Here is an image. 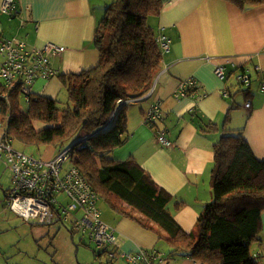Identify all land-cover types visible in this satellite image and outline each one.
<instances>
[{
  "label": "trees",
  "instance_id": "trees-1",
  "mask_svg": "<svg viewBox=\"0 0 264 264\" xmlns=\"http://www.w3.org/2000/svg\"><path fill=\"white\" fill-rule=\"evenodd\" d=\"M229 1L242 9L264 3ZM164 3L111 0L93 37L98 63L80 72L58 70L56 77L68 93L66 103L45 94H26L24 82L16 80L0 85L7 94V100L0 97V123L11 144L16 139L40 151L53 145L60 152L73 146L66 162L80 170L111 210L166 242L168 247L158 249L168 257L202 264H264V256L254 257L250 247L264 241V159L256 156L243 128L225 129L214 144L210 182L215 196L198 216L197 232L184 229L168 209L173 194L137 160L111 155L127 141L128 107L120 106V101L149 90L162 68L163 52L148 20L161 14ZM36 121L43 123L39 127ZM145 122L163 127L165 116L153 124ZM209 126L216 128L215 123ZM174 203L176 208L185 205Z\"/></svg>",
  "mask_w": 264,
  "mask_h": 264
},
{
  "label": "crops",
  "instance_id": "crops-1",
  "mask_svg": "<svg viewBox=\"0 0 264 264\" xmlns=\"http://www.w3.org/2000/svg\"><path fill=\"white\" fill-rule=\"evenodd\" d=\"M19 1L25 21L0 11V37L17 36L35 45L45 41L64 45L65 51L52 58L60 74L80 72L98 63L93 37L102 18L99 0ZM164 2L156 21L157 31L164 26L171 45L163 51L162 68L152 87L127 102V141L111 155L137 160L160 187L173 194L168 209L185 230L193 232L198 216L215 196L210 182L214 144L223 131L243 128L256 156L264 159V94L259 90L264 85V3L242 9L229 0ZM218 64L226 68L227 77L218 76ZM243 71L251 75V89L234 87L230 80ZM187 78L195 79L198 88L188 95H179L180 84ZM225 88L228 96L222 94ZM61 91L62 84L56 76L34 84L35 93L53 98ZM248 99L252 100L251 108L246 107ZM154 105H159L162 118L165 116L163 127L155 128L145 122V112ZM214 123L216 128L212 129L209 125ZM158 129L165 130L171 146L157 140ZM219 132L222 133L218 136ZM2 133L0 129V138ZM33 155L50 160L56 157L57 149L48 145ZM175 201L185 205L176 208ZM102 218L116 228L124 252L161 248L159 243L164 242L154 232L113 210L108 216L102 211ZM261 219L264 234V211ZM167 259L168 264H202L191 258ZM114 264L128 262L123 257Z\"/></svg>",
  "mask_w": 264,
  "mask_h": 264
},
{
  "label": "built area",
  "instance_id": "built-area-1",
  "mask_svg": "<svg viewBox=\"0 0 264 264\" xmlns=\"http://www.w3.org/2000/svg\"><path fill=\"white\" fill-rule=\"evenodd\" d=\"M13 0H5L3 10L14 9ZM165 48L170 42L162 36ZM66 47L53 41H45L34 48H28L23 41L11 39L0 40V85H11L14 81H23L22 91L26 94L34 92L37 80L49 81L58 74V69L51 63L50 57L60 55ZM216 72L219 77L228 76L226 68L218 64ZM237 80L245 88L251 89L252 78L246 71L237 75ZM195 79H185L180 84L179 95H188L197 90ZM0 90V97L7 100L6 89ZM259 90L264 94V85ZM224 96L229 95L228 89H223ZM126 101H120V105ZM246 107H252V100L246 101ZM0 105V112H1ZM162 115L158 105L152 106L145 114V120L153 124L161 120ZM0 138V158H4L12 172V186L8 190L10 208L26 221L52 223L57 215L63 222L68 218L72 228L88 233L102 252L107 253L113 262L125 258L128 264H163L167 255L158 248H140L134 252H124L121 249L120 235L116 228L102 219L99 208L101 198L80 170L69 164H64L71 156L73 146L66 147L56 157L45 160L17 150L11 144L4 125ZM157 140L169 147L172 141L165 135V130L158 129ZM254 257L264 256V241L253 253Z\"/></svg>",
  "mask_w": 264,
  "mask_h": 264
},
{
  "label": "rangeland",
  "instance_id": "rangeland-1",
  "mask_svg": "<svg viewBox=\"0 0 264 264\" xmlns=\"http://www.w3.org/2000/svg\"><path fill=\"white\" fill-rule=\"evenodd\" d=\"M110 1L99 0L102 16H104L106 5ZM156 21L157 17L153 16H150L148 20V25L155 33L157 31ZM238 74H234L230 80H232L234 87L241 89L243 85L237 80ZM57 98H60L65 104L68 93L62 89ZM127 102L129 103L130 100H126ZM238 108L242 109V106L239 105ZM42 123L36 121V125L39 127ZM0 129L2 128L0 127ZM221 133L219 132L217 135L219 136ZM12 144L15 149L28 152V154L37 155L40 153L38 146L29 147L16 139ZM59 152L57 150V154ZM68 166L69 162H66L64 168ZM11 186V169L7 166L5 159L0 158V264H114L109 255L97 247L88 233L73 229L68 218H65L63 222L56 215L52 223H41L32 220L26 221L14 212L10 208V200L7 196ZM99 203L101 212H106L108 216V212L111 213L108 204L102 199ZM197 231L198 226L193 232ZM159 245L164 248L167 247H165L167 244L164 242L159 243ZM250 247L253 251L257 250L259 245L256 246L253 242ZM167 260L166 258L163 264H168Z\"/></svg>",
  "mask_w": 264,
  "mask_h": 264
},
{
  "label": "bare ground",
  "instance_id": "bare-ground-1",
  "mask_svg": "<svg viewBox=\"0 0 264 264\" xmlns=\"http://www.w3.org/2000/svg\"><path fill=\"white\" fill-rule=\"evenodd\" d=\"M4 3H5V0H2V2L0 4V11H1V13L6 14V15H8L11 18L12 17L19 16V17H21V19H22L23 22L25 21L24 20V17H23L22 7H20V1L19 0H13V5L15 7H14L13 10H10L9 12H6V11L3 10ZM162 36H164L170 42V45H171V39L165 33V27L164 26H161L160 29H158V31H156V41H157L158 45L160 46V48H161V50L163 52L165 50H168L169 48H165L164 47L163 41L161 39ZM6 39H11V40H16V41H23V42L26 43V45H27L28 48H34L36 46L35 44L29 43L26 39L20 38V37H17V36H8V37L1 36L0 37V40H6Z\"/></svg>",
  "mask_w": 264,
  "mask_h": 264
}]
</instances>
